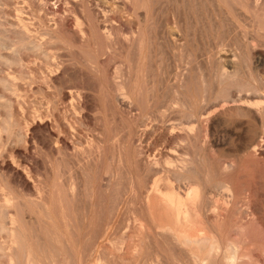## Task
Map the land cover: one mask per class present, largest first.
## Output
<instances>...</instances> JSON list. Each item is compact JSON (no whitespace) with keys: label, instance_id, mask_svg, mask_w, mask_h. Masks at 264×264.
Segmentation results:
<instances>
[{"label":"rangeland","instance_id":"374dc122","mask_svg":"<svg viewBox=\"0 0 264 264\" xmlns=\"http://www.w3.org/2000/svg\"><path fill=\"white\" fill-rule=\"evenodd\" d=\"M41 1L0 0V184H8L11 189L12 205L15 207L9 209H12V213L7 212V217L4 216L7 222L1 221L3 226L0 223L2 228H5L0 229V241L3 243L7 239L8 241L13 239L14 237L9 234L16 232V235L12 234L17 238L18 243L25 241L32 244L36 250L39 249L38 253L40 250V253H43L42 245H54L52 247L57 250L58 264H145L144 260H147V256L152 258L155 264L157 261V264H172L174 257L183 261L184 258L181 256L185 254L184 246L174 241L169 229L156 227L163 221L157 222V218L151 217L145 199L146 191L154 178L165 176L162 169H167L169 164L173 170L177 167L175 170L177 172L182 173L185 172L184 169H187L186 172L194 177L201 174L212 184L229 177V161L232 159L230 150L233 151L236 144L227 142L222 126L217 124V121L213 125L211 120L213 118L217 120L216 116L218 117L219 114L241 119L237 113L221 114L222 105L234 104V100L237 99L238 84L234 85L235 83L230 79L234 81L233 77L221 72L220 55L221 52L226 51L232 53L231 55L239 54L240 43L243 42L244 37L248 33V36L256 35L252 26V12H246L241 7V4L251 0L229 2L237 11H240L241 15L235 11L233 13L235 8L223 0H136L134 4H132L133 1L126 3L123 0H114L118 9L121 10L118 14L121 19L126 17L135 19L134 34H130V30L124 28L123 36L128 37L127 41L120 38L115 51L107 50L105 40L100 38L102 47L97 38L99 41L97 40L94 46V43L89 45L90 48L92 47L89 51L94 56V60L90 53H86L88 46L87 49L85 47L81 49L77 47H80L78 44L77 46L62 44L58 38L47 34L49 30L47 25L52 23L51 19L54 15L44 10ZM68 1L67 6L76 10L80 18L84 16L82 15L84 7L72 0ZM48 2L50 8L54 7L53 4L58 5V0ZM251 7L250 3L249 9ZM22 17L28 19L24 20L27 22V31L19 21ZM116 17L117 20H121L118 16ZM234 24L238 28L234 27ZM174 27L181 34L183 39L181 43L187 46L185 48L194 50L197 52L196 55L198 54L196 57L198 59L195 58L196 60L191 64L184 60L181 62V56H184L186 49L176 46L178 42L170 33L171 28ZM234 28L238 31L236 32ZM38 35L47 38L50 36L49 40L51 42L54 40L52 47L64 60V69L62 68L58 75L59 78L61 77L60 80L57 79L58 82L48 73L44 74H48L45 78L39 75L42 74L39 69L41 66L36 65L37 61L32 62L34 56L29 64L26 60L24 62L20 59L21 57L23 59V53H29L24 48H31L36 41L35 36ZM20 39L26 42V46L18 43L21 42ZM219 39L220 45L216 43ZM236 39L239 40L238 44L237 41L235 42ZM97 48L99 53L96 52ZM18 53L21 55L19 56ZM26 54L24 57L27 56ZM34 54L40 58L44 55L42 52H34ZM86 55L88 60L92 59L91 61L94 62L98 56V60L101 58L100 62L97 60L92 64H97L98 69L100 68L98 75L88 70L85 63L87 58L84 57ZM41 60H45V55ZM241 60L243 68L244 65L245 68L250 67L248 53L246 55L244 53ZM32 68L37 69L39 73L36 74L38 71L34 72V70V73L31 72ZM100 73L104 75L105 80ZM108 73L117 77L114 79ZM4 78L7 82L3 80ZM151 78H154L153 84ZM221 79L226 80L221 82ZM10 81L15 82L11 85ZM113 82L121 84L125 88L123 91L126 97L129 96V98L118 94L114 89L117 84ZM158 82H161V85ZM100 85L103 86L102 89ZM72 86L79 87L81 92L75 93L76 99L67 98L66 100L61 90L63 87L68 90ZM170 87L174 90L169 89ZM13 88L16 90L14 93H12ZM157 89H161L159 96ZM147 90L153 91L154 95ZM197 91L201 94L194 104L193 100H188L191 96L189 93ZM173 93L175 98L172 96ZM166 94L169 95L167 97L178 102V105H173L174 108L180 109L175 111V114L173 113L175 109L171 107L162 109L156 104L160 100L161 104L163 101L168 103L169 98L165 96ZM133 95L135 98L132 99ZM152 96L155 97L152 98ZM182 102H191L197 115L194 116L189 113V109L179 106ZM146 103L151 105L144 109ZM216 111L220 113L215 114ZM200 113L203 119L197 121ZM190 127L193 129L189 130ZM261 150L263 151L264 147L259 149L260 153L255 152L253 161L245 163L242 159L233 173L240 198H246L244 193L248 187L250 193L254 194L249 199L254 200L252 203L255 205L254 208H258L260 213L257 217H259L254 224L250 223L251 218L245 211L243 203L237 204L226 216L227 224L230 225L235 215L240 212V216H243L244 220L250 224L253 239L248 243L251 248L246 246L250 248L251 259H253H250L248 264H264V176H262L264 175V156H262L264 151L261 152ZM257 154L261 155L257 156ZM257 157L261 158L257 159ZM166 161H169V164H166ZM251 163L252 165H249ZM173 166L175 169L172 168ZM215 167L219 170L218 174L213 172ZM158 170L162 173H156ZM252 170L255 175L251 174ZM222 195L226 196V193L222 192ZM209 217L206 218L210 219ZM205 221L209 227H212L210 220ZM6 230L9 232L8 235ZM207 241L208 239L197 238L193 244L207 245L210 243ZM17 246L19 245L16 244ZM1 260L2 258L0 262ZM148 261L153 264L151 259L147 260L149 264Z\"/></svg>","mask_w":264,"mask_h":264},{"label":"bare ground","instance_id":"6f19581e","mask_svg":"<svg viewBox=\"0 0 264 264\" xmlns=\"http://www.w3.org/2000/svg\"><path fill=\"white\" fill-rule=\"evenodd\" d=\"M43 1V2H42ZM41 3L43 4V8L44 10H46L49 13H52L54 15V17L51 19L52 23L48 24L47 27H49L47 30V34L50 35L51 37H55L58 38V40L63 44H68L71 46V44H77L80 45L77 46L78 48H83L85 47L87 49L88 46V52L86 51V53H90L89 49H91L89 47L90 44H93V46L95 45L96 41L100 38L103 40H105V47L106 49H112V51H115L114 49H116V46L120 43L119 39L122 38V40H126L127 41V36H123V30H125L126 28L130 30V34H134V30H133V24H135L133 17L132 18H124L121 19V16L119 17L118 14L121 13V10L118 9L117 5L114 3L115 1L113 0H72L74 3L78 4L82 8L84 11V16H81L76 12V10L70 8L69 6H67V4H69L68 0H58V5H54L53 8H50V4H49V0H42ZM51 1V0H50ZM126 3H129L131 1L132 4L136 3V0H123ZM224 2H228V4L231 5V3L229 2H234L235 0H223ZM28 2V1H27ZM38 2V1H37ZM55 2V1H54ZM110 2H112L111 4H109ZM182 2V1H181ZM6 3V2H5ZM12 3V2H11ZM9 3V4H11ZM21 3V2H19ZM198 3V2H197ZM240 3V2H239ZM250 3H251V9L250 8ZM52 4V2H51ZM95 4V6H94ZM120 4V3H119ZM187 4V3H186ZM185 4V5H186ZM241 4V3H240ZM3 5V4H2ZM52 5V6H53ZM11 6V5H10ZM15 6V5H14ZM233 5H231L232 7ZM80 7V8H81ZM111 7V8H109ZM242 9H244L246 12L250 11L252 12L253 15V20H252V26L254 28V31L256 33V35H252L248 36V37H244L243 42H239L241 44V47H237L240 49V53L239 54H233L230 52H221L220 58L222 63L220 64V70L221 72L224 74H226V76H232L234 81L231 79L232 82H234L236 84H238V96L237 99H233L234 100V104H224L222 105V109L220 107V109L223 111H221L222 115H226V114H230L232 115V113H237L241 119L239 118H230V117H224V116H220V114L218 115V117L216 116L217 120H215V118L212 119L211 117V123L214 125L217 121V124H220V126H222L221 128L224 129L225 134L227 136V142H229L230 144H236V147L234 148V150H230L232 153H230V168H229V177L226 179H223L222 181H219V183H214L212 184L210 182V180H206L205 178H203V176L201 174H198V176H193L190 175V173L186 172L187 169L184 171L185 172H177L175 171L177 169V167L173 166L172 168H174L175 170L171 169V166L169 167V161H166L167 165V169H162V172L165 173V176L163 177H156L153 179L152 184L150 185V187L148 188V190L146 191V203H147V209L150 211L151 213V217L152 218H157V222H162V224H159V226L156 227H162L165 229V227L167 229H169V231H171L170 233L172 234L171 237H174V241L176 240V242L178 244H181L184 246L183 251L185 254H183L184 256H181L184 258L183 261L178 260L177 258L174 257V259L172 260V264H248L249 261H251V246L248 245V243L251 242V240L253 239V235L251 232V228H250V224L248 222H246L244 220L243 216H240V212L237 213V215H235L236 217H234L235 219L232 221V223L230 225L227 224L226 221V216L228 215V213L230 212L231 209H233L235 206H237V204H241L243 203V207L245 209L246 212H248L249 217L251 218L250 223H255V220L257 217V215L260 213L257 209L258 208H254L255 205H253L254 203H252V201L249 199V197H251L254 194L250 193V188L248 187L246 189V193L245 196L246 198L241 199L240 198V194H239V189L237 188V185L234 181L233 178V173L235 171V169L238 167V164L241 162V160L243 159L245 163H248L250 160L254 159L255 156V152L259 151V149L264 147V0H251V2L247 1L246 4H241ZM16 8V7H15ZM25 8V7H24ZM233 8H235L233 6ZM232 8V9H233ZM77 9V8H76ZM111 9V10H109ZM146 9V8H145ZM149 9V8H147ZM195 9V8H194ZM193 9V10H194ZM238 9V8H237ZM41 10V9H40ZM120 10V13H119ZM225 10H229L227 8H225ZM81 11V10H80ZM111 11V12H109ZM231 11V10H229ZM239 14L240 11H237L236 8L233 10ZM12 12V11H11ZM26 12V11H25ZM243 11H241L242 13ZM48 13V14H49ZM80 13V12H79ZM82 13V12H81ZM124 13V12H123ZM170 13V12H169ZM225 12H223L224 14ZM200 14V13H199ZM130 15V14H128ZM235 15V14H234ZM241 15V14H239ZM243 15V14H242ZM11 16V15H10ZM116 16H118L121 20H117ZM143 16V14H142ZM189 16V14H188ZM196 16V15H195ZM199 16V15H198ZM83 17V18H82ZM179 17V16H178ZM200 17V16H199ZM246 17V16H245ZM249 17V16H248ZM247 17V18H248ZM252 17V16H251ZM30 18V17H29ZM225 18V17H224ZM250 18V17H249ZM27 19V18H25ZM23 17L19 18L20 23L22 24L23 28L25 31H27V22H25V20ZM43 19H45L43 17ZM50 19V18H49ZM240 19V18H239ZM242 19V18H241ZM28 20V19H27ZM228 20V19H227ZM250 20V19H249ZM40 21V20H39ZM44 21V20H43ZM47 21V20H46ZM171 21V20H170ZM197 21V20H196ZM215 21V20H214ZM224 21V20H223ZM42 22V21H40ZM50 22V20H49ZM231 22V21H230ZM15 23V22H14ZM172 23V22H171ZM242 23V21H241ZM244 23V22H243ZM34 24V23H33ZM46 24V23H45ZM155 24V23H154ZM227 24V23H226ZM245 24V23H244ZM181 25V24H180ZM190 25V24H189ZM137 26V25H136ZM212 26V24H211ZM251 26V27H252ZM20 27V26H19ZM234 27L238 28L235 24ZM46 28V27H45ZM125 28V29H124ZM196 28V27H195ZM33 29V28H31ZM187 29V28H186ZM231 29V28H230ZM235 29V28H234ZM240 29V28H239ZM236 32L238 31L237 29H235ZM22 31V30H20ZM187 31V30H186ZM213 31V30H212ZM29 32V31H28ZM27 32V33H28ZM184 32V31H183ZM235 32V33H236ZM22 33V32H21ZM42 33V32H41ZM171 35L173 36L174 40L176 42H178V44L176 46L179 47H187L184 45V43H181V34H179V32L177 31V29L171 28L170 30ZM189 33V32H188ZM240 33V32H238ZM237 33V34H238ZM253 33V32H252ZM254 33V34H255ZM46 34V32L44 33ZM42 34V35H44ZM42 35H38L35 36L36 38V43L34 42L31 48H24L27 49V52H29L28 54L23 53L24 55L26 54L27 56L24 57L23 55V59L22 57L20 58L21 61L26 60V62H28L27 64H29V62L31 61L32 57L34 56L35 58H33L32 62L37 61L36 65L39 64V66H41L39 69H41V73L39 75H42V78H45L46 75L48 76V74H50V76H52L53 79H55L57 81V79L59 78L58 75L61 73L62 68L64 69V60H62L61 56L58 55L57 50H55L52 47V41L49 40L50 36H48L49 38L42 36ZM242 35V34H241ZM13 36V35H12ZM239 36V35H238ZM237 36V37H238ZM222 37V36H221ZM220 37V38H221ZM224 37V36H223ZM240 37V36H239ZM98 38V39H97ZM234 38V37H233ZM241 38V37H240ZM239 38V39H240ZM131 39V38H129ZM196 39V38H194ZM16 40V39H15ZM57 40V41H58ZM98 40V41H99ZM102 40L99 41L102 42ZM103 40V41H104ZM183 40V39H182ZM224 40V39H222ZM226 40V39H225ZM234 40V39H233ZM242 40V39H240ZM21 42L18 43H23L25 44L26 42L23 41V39H20ZM56 41V40H55ZM97 41V42H98ZM189 41V40H188ZM187 41V42H188ZM220 39L219 42L217 41L216 43L219 45L220 43ZM227 41V40H226ZM225 41V43H226ZM239 40H235V42ZM28 42V41H27ZM59 42V43H60ZM190 42V41H189ZM55 43V42H54ZM98 43V44H99ZM200 43V42H199ZM231 43V42H230ZM17 44V43H16ZM58 44V43H56ZM97 44V46H98ZM103 44V43H102ZM100 43V45H102ZM236 44V45H237ZM99 45V46H100ZM174 45V46H175ZM200 45V44H199ZM13 46V45H12ZM21 46V45H20ZM26 46V44H25ZM54 46V45H53ZM65 46V45H64ZM175 46V47H176ZM227 46V45H226ZM225 46V47H226ZM19 47V44H18ZM17 47V48H18ZM103 47V45H102ZM81 48V49H82ZM100 48V47H99ZM183 48V49H184ZM220 48V47H219ZM5 49V48H4ZM28 49L30 51H28ZM65 49V48H64ZM182 49V50H183ZM185 53L184 56H181V62L182 60L187 61L188 63L191 64V62H193L194 60L198 59L196 57H198V54L196 55L197 52H195L194 50H190L185 48ZM199 49V48H198ZM14 50V49H13ZM20 50V49H19ZM98 48L97 51L98 52ZM221 50V49H220ZM226 50V49H225ZM82 51V50H81ZM176 51V50H175ZM198 51V50H197ZM16 52V51H15ZM26 52V51H25ZM35 53H41L42 55L44 53L45 55V60H41L40 56H37ZM95 52V53H96ZM101 52V49H100ZM184 52V51H183ZM201 52V51H200ZM219 52V51H218ZM33 53V54H32ZM85 53V52H84ZM94 53V52H92ZM99 53V52H98ZM97 53V54H98ZM116 53V52H115ZM182 53V52H181ZM180 53V54H181ZM245 55L248 53L249 54V59H250V67L244 68L242 67V63H241V57L242 55ZM89 54V55H90ZM101 54V53H100ZM175 54V53H174ZM1 55V54H0ZM19 55V53H18ZM21 55V54H20ZM19 55V56H20ZM40 55V54H39ZM88 55L89 59L90 56ZM99 55V54H98ZM110 55V54H109ZM177 55V54H176ZM91 58L93 59L94 56L91 54ZM96 56V54H95ZM146 56V55H145ZM200 56V55H199ZM12 57V56H11ZM10 57V58H11ZM78 57V56H77ZM87 58V55L84 56ZM83 57V59H84ZM99 57V56H98ZM97 57V60H98ZM196 58V59H195ZM91 59V60H92ZM101 59V58H100ZM99 59V60H100ZM149 59V58H148ZM9 60V59H8ZM85 59V63L86 66L88 68V70H92L94 71L95 74L98 75V66L97 64L92 65L94 61H91ZM94 60V59H93ZM96 60V61H97ZM98 60V61H99ZM103 60V59H102ZM101 60V62H102ZM147 60V59H146ZM166 60V59H165ZM175 60V59H174ZM10 61V60H9ZM38 61H40L38 63ZM96 61L94 63H96ZM105 61V60H103ZM245 60H243L244 62ZM1 62V61H0ZM4 62V61H3ZM23 62V63H24ZM100 62V61H99ZM8 63V62H7ZM14 63V62H13ZM22 63V62H21ZM84 63V62H83ZM151 63V62H150ZM161 63V62H160ZM186 63V62H184ZM6 64V63H4ZM33 64V63H32ZM73 64V63H72ZM122 64V63H121ZM10 65V63H9ZM16 65V64H15ZM178 65V63H177ZM20 66V65H19ZM27 66V65H26ZM33 66V65H32ZM85 66V65H84ZM120 66V65H119ZM122 66V65H121ZM149 66V65H148ZM191 66V65H190ZM215 66V65H214ZM153 67V66H152ZM5 68V67H4ZM29 68V67H28ZM118 68V67H117ZM123 68V67H122ZM148 68V67H147ZM146 68V69H147ZM182 68V67H181ZM193 68V67H192ZM215 68V67H214ZM30 69V68H29ZM167 69V68H166ZM6 70V69H5ZM27 70V69H26ZM36 72L38 71L37 69L32 68L31 72ZM127 70V69H126ZM151 70V69H150ZM148 71V69H147ZM146 71V72H147ZM159 71V70H158ZM196 71V70H195ZM219 71V70H218ZM13 72V71H12ZM30 72V73H31ZM33 72V73H34ZM66 72V71H64ZM150 72V71H149ZM164 72V71H163ZM203 72V71H202ZM214 72V71H213ZM14 73V72H13ZM29 73V72H28ZM39 73L36 72V74ZM45 73H48L46 75H44ZM63 73V72H62ZM159 73V72H158ZM64 74V73H63ZM101 74V73H100ZM110 75V73H108ZM113 74H115V72H113ZM152 74V73H151ZM172 74V73H171ZM230 74V75H229ZM62 75V74H61ZM102 77L104 78V75L101 74ZM170 75V74H169ZM216 75V74H215ZM214 75V76H215ZM221 77L222 75L219 74ZM63 76V75H62ZM112 76V73L111 75ZM115 75H113L112 77H114ZM6 77V76H4ZM14 77V76H13ZM34 77V76H33ZM40 77V76H39ZM40 77V78H41ZM89 77V76H88ZM101 77V76H100ZM99 77V80H100ZM101 77V79H102ZM117 77V76H116ZM114 77V79L116 78ZM147 77V76H146ZM160 77V76H159ZM158 77V78H159ZM185 77V76H184ZM196 77V76H195ZM219 77V76H218ZM3 78V76H2ZM12 78V77H11ZM41 78V79H42ZM49 78V77H48ZM52 78H50L52 80ZM61 78V77H60ZM59 78V80H60ZM165 78V76H164ZM164 78H162L164 80ZM194 78V77H193ZM224 78V75H223ZM8 79V78H7ZM14 79V78H13ZM22 79V78H21ZM36 79V78H35ZM140 79V78H139ZM160 79V78H159ZM158 79V81H159ZM227 79V78H226ZM225 79V80H226ZM1 80V79H0ZM3 80L6 81V79L4 78ZM9 80V79H8ZM12 80V79H11ZM16 80V79H15ZM38 80V78H37ZM105 80V78H104ZM103 80V81H104ZM112 80V79H111ZM147 80V79H146ZM154 81V78H151V83ZM169 80V79H168ZM193 80V79H192ZM213 80V78H212ZM216 80V77H215ZM223 82L224 79H221ZM224 80V81H225ZM42 81V80H41ZM40 81V82H41ZM54 81V80H53ZM102 81V80H101ZM120 81V80H119ZM133 81V80H132ZM205 81V80H204ZM7 82V81H6ZM15 82V81H13ZM12 82V83H13ZM30 82V81H29ZM58 82V81H57ZM148 82V81H147ZM213 82V81H212ZM227 82V81H226ZM225 82V83H226ZM11 83V81H10ZM11 83V85H12ZM44 83V82H43ZM48 83V82H47ZM104 83V82H102ZM116 83V82H113ZM150 83V84H151ZM154 83V82H153ZM152 83V84H153ZM159 83V82H158ZM161 83V82H160ZM159 83V84H160ZM216 83V82H214ZM213 83V84H214ZM14 84V83H13ZM29 84V83H28ZM58 84V83H57ZM100 84V83H99ZM112 84V83H111ZM117 84V83H116ZM115 84V85H116ZM157 84V83H156ZM163 84V83H162ZM220 84V83H219ZM230 84V83H229ZM232 84V83H231ZM7 84H5L6 86ZM18 85V84H17ZM43 85V84H42ZM102 85V84H101ZM100 85V87H101ZM161 85V84H160ZM172 85V84H171ZM168 85V86H171ZM209 85V84H208ZM28 86V85H27ZM60 86V85H59ZM63 86V85H61ZM134 86V85H133ZM156 86V85H155ZM175 86V85H174ZM181 86V85H180ZM212 86V85H211ZM226 86V84H225ZM224 86V87H225ZM3 87V86H2ZM11 87V86H10ZM14 87V86H13ZM25 87V86H24ZM111 87V86H110ZM115 87V86H113ZM150 87H154L150 85ZM149 87V88H150ZM159 87V85H158ZM157 87V88H158ZM183 87V86H182ZM16 88V87H15ZM15 88H13L12 93H14L16 90ZM103 88V86L101 87V89ZM123 86L121 84H117L116 87L114 88L116 92H118V94L120 93L123 97H126V93L123 91ZM129 88V87H128ZM162 88V87H161ZM172 87H170L169 89H171ZM206 88V87H205ZM214 88V87H213ZM2 89V88H1ZM28 89V88H27ZM88 89V88H87ZM125 89V88H124ZM138 89V88H137ZM152 90V88H150ZM168 89V88H167ZM173 89V88H172ZM194 89V88H193ZM18 90V89H17ZM129 90V89H128ZM131 90V89H130ZM136 90V88H135ZM134 90V91H135ZM140 90V89H139ZM158 90V89H157ZM161 91V89H159ZM159 90L157 92H159ZM174 90V89H173ZM172 90V91H173ZM184 90V89H183ZM198 90V89H197ZM10 91V90H9ZM21 91V90H20ZM150 91V90H147ZM169 93V90H167ZM206 91V89H205ZM208 91V90H207ZM211 91V90H210ZM49 92V91H48ZM64 98H74L76 99V97H74L76 94L81 92V89L79 87L76 86H72L69 87L68 90H66V88H62L61 90ZM136 92V91H135ZM151 93L153 91H150ZM171 92V90H170ZM175 93L177 92L176 90L174 91ZM222 92V90L220 91ZM224 92V91H223ZM133 93V92H132ZM131 93V94H132ZM139 94H141L140 92H138ZM137 93V94H138ZM163 93H165L163 91ZM226 93V92H225ZM26 94V93H25ZM135 94V93H134ZM149 94V92H148ZM153 94V93H152ZM160 94L157 93V95ZM183 95H186L185 93L182 92ZM191 94V96L188 98V100H193L194 104L196 103V98H199V95L201 94L199 91L197 92H192L189 93ZM222 94V93H221ZM16 95V93H15ZM20 95V94H19ZM154 95V94H153ZM168 94H166L165 96L167 97ZM175 94L173 93L172 96L173 98H175L174 96ZM204 95V94H203ZM206 95V94H205ZM208 95V94H207ZM2 96V95H1ZM121 96V97H122ZM134 96V95H133ZM132 99L135 98V96ZM147 96V94H146ZM150 96V94H149ZM159 96V95H158ZM157 96V97H158ZM163 96V94H162ZM169 96V95H168ZM122 97V98H123ZM155 97V96H154ZM152 96V98H154ZM186 97V96H185ZM184 97V98H185ZM218 97V96H217ZM11 98V97H10ZM9 98V99H10ZM79 98V97H78ZM126 98H129V96H127ZM138 98H140V96H138ZM169 98V97H167ZM166 98V99H167ZM178 98V97H177ZM207 98V96H206ZM151 99V98H150ZM163 99V98H162ZM181 99V98H180ZM186 100V98H185ZM65 101V100H64ZM78 101V100H77ZM137 101V99H136ZM155 101V100H154ZM152 101V102H154ZM161 101V100H160ZM160 101H158V103L156 102V104H158V106L160 105L159 108L162 109H167V108H173L175 110H173V113L175 111H179L180 109L174 108L173 105H178V102H176L174 99H172L171 97L169 98L168 103H165L166 101H163V104L159 103ZM187 101V100H186ZM231 101V100H230ZM9 102V101H7ZM229 102V101H228ZM64 103V102H63ZM72 103V102H71ZM165 103V104H164ZM226 103V101H225ZM232 103V102H231ZM69 104V103H68ZM66 104V105H68ZM76 103H74L75 105ZM149 104V103H148ZM147 103L144 106L145 108H148L150 105H148ZM73 105V104H72ZM73 105V106H74ZM220 105V104H219ZM37 106V105H36ZM72 106V107H73ZM108 106V105H107ZM182 108L184 107V109H189L192 115L196 116L197 114L195 113L194 110V105L189 102V103H185L182 102L181 105ZM69 107V106H67ZM75 107V106H74ZM78 107V106H77ZM76 107V108H77ZM154 107H155V103H154ZM53 108V107H52ZM158 108V109H159ZM219 108V107H218ZM217 108V109H218ZM157 109V112H158ZM216 109V108H215ZM77 110V109H76ZM139 110V109H138ZM161 110V109H160ZM159 110V111H160ZM4 111V110H3ZM60 111V110H59ZM68 111H70L68 109ZM75 111V110H74ZM135 111V110H134ZM162 111V110H161ZM172 111V110H171ZM170 111V112H171ZM25 112V111H24ZM30 112V111H29ZM167 112V111H166ZM198 112V111H197ZM216 111L215 114H217ZM163 113V112H162ZM220 113V112H219ZM15 114V113H14ZM19 114V113H18ZM55 114V113H54ZM153 114V112H152ZM175 114V113H174ZM34 115V114H33ZM65 115V114H64ZM150 115V112H149ZM49 116V115H48ZM151 116V115H150ZM163 116V114H162ZM200 113L197 121H201V119H203V116ZM229 116V115H228ZM14 117V116H13ZM43 117V116H42ZM214 117V116H213ZM35 118V117H34ZM72 118V117H71ZM154 118V117H153ZM3 119V118H2ZM175 119V118H174ZM196 122V121H195ZM219 122V123H218ZM69 123V122H68ZM183 123V122H182ZM32 124V123H31ZM142 124V123H141ZM210 124V123H209ZM211 124V125H212ZM55 125V124H54ZM168 125V124H167ZM210 125V126H211ZM212 125V126H213ZM211 126V127H212ZM216 126V125H215ZM53 127V126H52ZM219 127V126H218ZM62 129V128H61ZM74 129V128H73ZM76 129V128H75ZM189 130H192L193 127L188 128ZM6 130V129H4ZM3 130V131H4ZM10 130V129H9ZM76 131V130H75ZM74 131V132H75ZM154 131V130H153ZM169 132V131H168ZM191 132V131H190ZM195 132V131H194ZM80 133V132H79ZM193 133V132H192ZM73 134V133H72ZM75 134V133H74ZM7 135V133H6ZM11 136V135H10ZM75 136V135H73ZM210 137V136H209ZM2 139V138H1ZM154 140V139H153ZM214 140V139H213ZM99 141V140H98ZM101 141V140H100ZM226 141V140H224ZM155 144V143H154ZM79 145V144H78ZM6 146V145H5ZM154 146V145H153ZM71 148V147H70ZM114 150V149H113ZM226 150V149H225ZM264 151V150H263ZM261 150V152H263ZM3 152V151H2ZM260 153V151L258 152ZM171 154V153H170ZM262 154V153H261ZM260 154V155H261ZM175 155V154H174ZM182 155V154H181ZM259 154H257V156H260ZM264 156V155H262ZM261 156V157H262ZM174 157V156H173ZM260 157V158H261ZM84 158V157H83ZM189 158V157H188ZM259 157H257L258 159ZM259 158V159H260ZM177 159V158H176ZM179 159V158H178ZM256 159V160H257ZM167 160V159H166ZM229 160V159H227ZM3 161V160H2ZM182 161V160H181ZM253 161V160H252ZM255 161V160H254ZM260 161V160H259ZM10 162V161H9ZM160 162V161H159ZM172 162V161H170ZM162 163V162H161ZM228 163V162H227ZM260 163V162H259ZM66 164V163H65ZM142 164V163H141ZM147 164V163H146ZM262 164V162H261ZM165 165V164H164ZM245 165V164H244ZM249 165H252L249 164ZM254 165V164H253ZM155 166V165H154ZM181 166V165H180ZM178 166V167H180ZM259 167H261V165H258ZM263 166V165H262ZM185 167V166H184ZM193 167V166H191ZM246 167V165H245ZM248 167V166H247ZM250 167V166H249ZM255 167V166H254ZM253 167V169H254ZM257 167V166H256ZM141 168V167H140ZM181 168V167H180ZM183 168V167H182ZM139 169V168H138ZM192 169V168H191ZM214 169V173H219V170L217 167L213 168ZM224 169V168H223ZM246 169V168H245ZM252 169V168H251ZM259 169V168H258ZM193 170V169H192ZM108 171V170H107ZM256 171V170H255ZM258 171V170H257ZM161 172V171H157L156 173ZM161 172V173H162ZM193 172V171H192ZM198 171H195L193 173H196ZM253 172V170L251 171ZM142 173V172H141ZM231 173V175H230ZM260 173V172H259ZM154 174V171H153ZM251 174H254L251 173ZM59 175V174H58ZM118 175V174H117ZM255 175V174H254ZM144 176V175H143ZM218 176V175H217ZM253 176V175H252ZM264 176V175H262ZM240 177V176H239ZM254 177V176H253ZM257 177V176H256ZM259 177V175H258ZM216 178V177H215ZM223 178V177H222ZM149 179V178H148ZM258 180V179H257ZM108 181V180H107ZM259 181V180H258ZM116 182V181H115ZM119 183V182H118ZM248 183V182H247ZM255 183V182H254ZM144 184V183H143ZM253 186V185H252ZM259 188V186H258ZM137 189V188H136ZM10 188L8 186L7 183H3L0 184V223L1 221L3 222V220L6 221L7 217V212H11L12 213V209L9 210L11 207H14L12 205V196L10 195ZM143 190V189H142ZM264 190V189H263ZM124 192V191H123ZM222 192L225 195H222ZM256 193V192H255ZM263 194V193H261ZM260 196V194H259ZM258 196V197H259ZM263 196V195H262ZM89 197V196H88ZM14 198V197H13ZM114 198V197H113ZM254 198V197H253ZM252 198V199H253ZM257 198V197H256ZM27 200V199H26ZM257 200V199H256ZM255 200V201H256ZM122 202V201H121ZM14 203V202H13ZM20 204V203H19ZM16 205V203H15ZM110 205V204H109ZM39 206V205H38ZM264 206V205H263ZM240 207V206H239ZM257 207V206H256ZM15 208V207H14ZM86 208V207H85ZM129 208V207H128ZM238 208V207H237ZM236 208V209H237ZM241 208V207H240ZM17 209V208H16ZM127 209V208H126ZM132 209V208H131ZM264 209V208H263ZM84 210V208H83ZM113 210V208H112ZM16 211V210H15ZM24 211V210H23ZM28 211V210H27ZM111 211V209H110ZM154 211H156V213H154ZM234 211V210H233ZM238 211V210H236ZM258 211V212H257ZM120 213V212H119ZM158 213V214H157ZM264 213V210H263ZM157 214V215H156ZM243 214V212H242ZM262 214V213H261ZM6 215V217H4ZM27 215V214H26ZM264 215V214H263ZM110 216V215H109ZM211 216L210 219H207L206 217ZM231 216V215H230ZM9 217V216H8ZM48 217V216H47ZM264 217V216H263ZM125 218V217H124ZM245 218H247L245 216ZM10 219V218H8ZM16 219V218H15ZM123 219V218H122ZM231 219V218H230ZM261 219V218H259ZM159 220V221H158ZM205 220H210L212 222V227H209L206 224ZM118 221V220H117ZM7 222V221H6ZM111 222V221H110ZM122 222V221H120ZM258 223V221H257ZM5 225V223H3ZM108 224V222H107ZM118 224V223H117ZM116 224V225H117ZM2 225V223H1ZM0 225V226H1ZM7 225V223H6ZM5 225V226H6ZM3 226V225H2ZM2 226L0 227V229H3ZM264 226V225H263ZM115 227V226H114ZM259 227V226H258ZM15 228V227H14ZM109 228V227H108ZM117 228V227H116ZM5 229V228H4ZM12 230V228H10ZM16 229V228H15ZM55 229V227H54ZM8 230V229H7ZM6 230V231H7ZM14 230V229H13ZM105 230V229H104ZM162 230V229H161ZM166 230V229H165ZM4 231V230H3ZM15 231V230H14ZM164 231V230H162ZM168 231V230H167ZM5 232V231H4ZM20 232V231H19ZM34 232V231H33ZM133 232V231H132ZM6 233V232H5ZM8 231L7 234L8 235ZM14 232H10L9 235H11V237L13 236L14 240L11 238H9L10 240L8 241V239H4L6 241H4L2 243V241H0V258H2L0 264H58L57 262V250L54 247V245L52 246H48V245H42V246H46L47 248L44 249L45 247L41 248L43 249V253H40L41 250L39 251V253L37 252V250H39L37 248V250L33 247L32 244L26 243L24 241V243L21 241L18 243V240H16L17 238H15L14 234L16 235V232L14 234H12ZM18 233V232H17ZM47 233V232H46ZM52 233V232H51ZM164 233V232H161ZM166 233V232H165ZM164 233V234H165ZM169 233V234H170ZM103 235H105L103 233ZM47 236V234H46ZM145 236V235H144ZM169 236V235H168ZM5 237V236H4ZM19 237V236H18ZM27 237V235H26ZM37 237V236H36ZM107 237V236H106ZM146 237V236H145ZM3 238V237H2ZM8 238V237H6ZM168 238V237H167ZM199 239V238H204V239H208V241H210L209 244H204L203 245H195L193 244V241L195 239ZM201 240V239H200ZM263 240V239H262ZM148 241V240H147ZM198 241V240H197ZM203 241V240H202ZM207 241V242H208ZM56 242V241H55ZM36 243V242H35ZM51 243V242H50ZM176 243V244H177ZM16 244L19 245L16 247ZM43 244V243H42ZM58 244V243H56ZM175 244V246H176ZM173 245V244H172ZM246 245H248L250 248H248ZM252 245V244H251ZM131 246V245H130ZM150 246V245H148ZM39 247V246H38ZM109 247V246H108ZM15 248V249H14ZM112 248V247H111ZM178 248V247H177ZM171 249V248H170ZM254 249V248H253ZM101 250V249H100ZM99 250V251H100ZM110 250V249H109ZM180 250V249H179ZM182 250V248H181ZM98 251V252H99ZM129 251V250H128ZM148 251V250H147ZM182 251V252H183ZM125 252V251H124ZM171 252V251H170ZM173 252V251H172ZM104 253V252H102ZM101 253V255H102ZM147 253V252H146ZM100 254V253H99ZM151 254V253H150ZM143 255V254H142ZM173 255V254H172ZM171 255V256H172ZM177 255V254H176ZM255 255V253H254ZM137 256V255H136ZM141 256V255H140ZM139 256V257H140ZM163 256V255H162ZM144 257V256H141ZM139 258L140 260H142V258ZM128 258V257H127ZM145 258V257H144ZM4 259V260H3ZM100 259V257H99ZM146 259V258H145ZM151 259L153 261L152 258H149L147 256V260ZM251 259V260H250ZM147 260L145 264L147 263ZM259 260V259H258ZM106 261V260H105ZM157 261V260H156ZM181 261V262H180ZM261 261V260H259ZM257 261V262H259ZM149 262V261H148ZM158 262V261H157ZM156 262V264H157ZM263 262V261H262ZM126 263V262H125ZM153 264H155V261L152 262ZM60 264V263H59ZM91 264V263H90ZM150 264V262H149Z\"/></svg>","mask_w":264,"mask_h":264}]
</instances>
